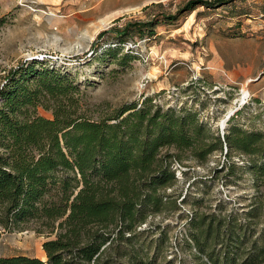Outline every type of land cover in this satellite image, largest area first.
Listing matches in <instances>:
<instances>
[{
    "label": "trees",
    "instance_id": "16d2710c",
    "mask_svg": "<svg viewBox=\"0 0 264 264\" xmlns=\"http://www.w3.org/2000/svg\"><path fill=\"white\" fill-rule=\"evenodd\" d=\"M231 1L188 0L162 19L102 30L94 46L109 34L115 42L102 49L99 61L113 63L109 75L115 76L137 58L123 50L124 44L155 35L157 20L173 23L198 5L224 7ZM85 92L71 73L36 60L23 61L3 76L0 234L34 225L45 237V259L15 254L0 256V264H156L164 235L157 241L150 237L157 225L149 217L177 208V197L162 191L177 181L174 160L203 163L215 151L244 158L243 166L227 159L225 167L227 175L242 167L251 175L257 195L249 214H258L264 196L263 131L232 119L220 136L197 110L164 108L152 97L93 117L84 105ZM39 107L52 117L40 115ZM230 216L189 218L188 240L207 258L201 264L264 262V228L259 239L249 241L248 226Z\"/></svg>",
    "mask_w": 264,
    "mask_h": 264
},
{
    "label": "rangeland",
    "instance_id": "374dc122",
    "mask_svg": "<svg viewBox=\"0 0 264 264\" xmlns=\"http://www.w3.org/2000/svg\"><path fill=\"white\" fill-rule=\"evenodd\" d=\"M186 1L0 0V18H4L0 23V84L9 69L36 60L75 76L86 91L84 105L93 117L152 97L164 108L197 110L220 136L232 119L264 132V0H232L224 7L198 5L173 23L157 20L155 35L124 44L123 50L137 58L115 76L109 75L113 63L99 61L102 49L115 42L109 34L94 46L100 31L129 21L162 19L161 15L175 14ZM38 112L52 117L42 107ZM227 159L241 166L245 161L234 153L227 158L224 151L211 153L203 163L174 160L177 181L162 191L177 197V208L149 217L157 225L150 237L157 241L164 235L156 264L207 262L188 240L186 223L196 213L234 216L237 223L248 226L249 241L262 235L264 196L258 214H249L256 207L257 195L252 177L244 167L227 175ZM44 240L34 225L1 232L0 256L45 259Z\"/></svg>",
    "mask_w": 264,
    "mask_h": 264
}]
</instances>
